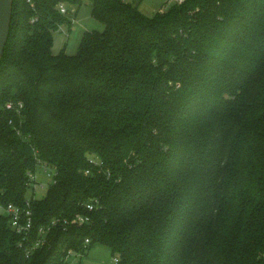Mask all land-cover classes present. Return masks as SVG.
Segmentation results:
<instances>
[{
	"label": "trees",
	"instance_id": "trees-1",
	"mask_svg": "<svg viewBox=\"0 0 264 264\" xmlns=\"http://www.w3.org/2000/svg\"><path fill=\"white\" fill-rule=\"evenodd\" d=\"M142 1L13 0L0 205L28 201L32 232L0 215V264H65L86 239L116 264H264V0ZM85 2L103 32L53 55L58 6ZM39 164L52 183L26 200Z\"/></svg>",
	"mask_w": 264,
	"mask_h": 264
},
{
	"label": "rangeland",
	"instance_id": "rangeland-1",
	"mask_svg": "<svg viewBox=\"0 0 264 264\" xmlns=\"http://www.w3.org/2000/svg\"><path fill=\"white\" fill-rule=\"evenodd\" d=\"M172 3L171 0H143L139 9L143 14L150 16L166 9ZM65 7L68 10L65 15L67 19L53 32L52 53L58 55L64 52L66 55L72 56L76 54L81 37L85 32H103L104 25L91 16L89 2H85L78 11H76V7L70 5H65ZM53 174L52 167L37 165L33 173L35 182L31 183L26 190V200L43 198L48 186L52 183ZM115 258H118L117 255H112L106 246L97 244L85 250L81 255L77 253L69 255L66 264H114Z\"/></svg>",
	"mask_w": 264,
	"mask_h": 264
},
{
	"label": "built area",
	"instance_id": "built-area-1",
	"mask_svg": "<svg viewBox=\"0 0 264 264\" xmlns=\"http://www.w3.org/2000/svg\"><path fill=\"white\" fill-rule=\"evenodd\" d=\"M173 3L176 4H181L183 3L185 0H171ZM59 12L62 15H66L68 10L65 7V4H60L58 6ZM88 173V171H86V174ZM29 186L31 185V183L35 182L34 178H33V174L29 173ZM93 206L92 205H88V210H92ZM0 215H4L6 217H8L9 220V225L10 228L18 235H20L22 237V240L24 242H27L31 239V232H32V217H31V211L29 209V203L28 201L25 203V206L21 207V206H17L14 205L12 203H9L7 205H0ZM88 219L82 216H77L76 219H74V222H76L77 224H83L84 222H86ZM55 223L51 222L48 226L46 227H40L38 229V236L33 239L31 241V246L27 251V254L30 253V250H34L36 248H39L41 246H43L46 242V234L50 231L51 226H53ZM21 245V244H20ZM89 245V240L86 239L84 241V245H83V251L87 250V247ZM73 254V252H69L66 260H65V264L66 261L69 257V255ZM79 255H81L82 253H77ZM118 263L117 258L114 259V264Z\"/></svg>",
	"mask_w": 264,
	"mask_h": 264
},
{
	"label": "water",
	"instance_id": "water-1",
	"mask_svg": "<svg viewBox=\"0 0 264 264\" xmlns=\"http://www.w3.org/2000/svg\"><path fill=\"white\" fill-rule=\"evenodd\" d=\"M13 0H0V62L8 41Z\"/></svg>",
	"mask_w": 264,
	"mask_h": 264
},
{
	"label": "crops",
	"instance_id": "crops-1",
	"mask_svg": "<svg viewBox=\"0 0 264 264\" xmlns=\"http://www.w3.org/2000/svg\"><path fill=\"white\" fill-rule=\"evenodd\" d=\"M140 10V9H139ZM153 15V14H152ZM147 16V15H146ZM151 16V15H150Z\"/></svg>",
	"mask_w": 264,
	"mask_h": 264
}]
</instances>
